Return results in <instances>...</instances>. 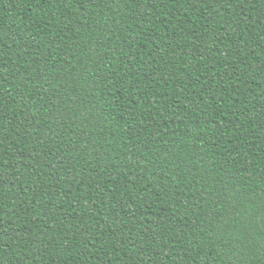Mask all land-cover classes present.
<instances>
[{
	"label": "trees",
	"instance_id": "trees-1",
	"mask_svg": "<svg viewBox=\"0 0 264 264\" xmlns=\"http://www.w3.org/2000/svg\"><path fill=\"white\" fill-rule=\"evenodd\" d=\"M0 264H264V0H0Z\"/></svg>",
	"mask_w": 264,
	"mask_h": 264
}]
</instances>
